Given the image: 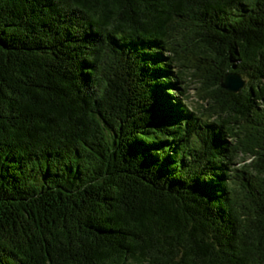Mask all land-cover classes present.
<instances>
[{
	"label": "trees",
	"instance_id": "trees-1",
	"mask_svg": "<svg viewBox=\"0 0 264 264\" xmlns=\"http://www.w3.org/2000/svg\"><path fill=\"white\" fill-rule=\"evenodd\" d=\"M0 264H264V0H0Z\"/></svg>",
	"mask_w": 264,
	"mask_h": 264
},
{
	"label": "rangeland",
	"instance_id": "rangeland-1",
	"mask_svg": "<svg viewBox=\"0 0 264 264\" xmlns=\"http://www.w3.org/2000/svg\"><path fill=\"white\" fill-rule=\"evenodd\" d=\"M199 70H197L198 72ZM215 68L211 71L205 66L200 68V75H196L192 78L190 82L189 94L186 99L188 104L197 108L202 105H209V97L213 92L217 90V78Z\"/></svg>",
	"mask_w": 264,
	"mask_h": 264
},
{
	"label": "water",
	"instance_id": "water-1",
	"mask_svg": "<svg viewBox=\"0 0 264 264\" xmlns=\"http://www.w3.org/2000/svg\"><path fill=\"white\" fill-rule=\"evenodd\" d=\"M245 84L246 79H244L241 74L234 72L227 74L226 78L223 80V86L233 92L240 91Z\"/></svg>",
	"mask_w": 264,
	"mask_h": 264
},
{
	"label": "bare ground",
	"instance_id": "bare-ground-1",
	"mask_svg": "<svg viewBox=\"0 0 264 264\" xmlns=\"http://www.w3.org/2000/svg\"><path fill=\"white\" fill-rule=\"evenodd\" d=\"M220 140L223 141V137H222V136H220ZM222 143H223V142H222Z\"/></svg>",
	"mask_w": 264,
	"mask_h": 264
}]
</instances>
